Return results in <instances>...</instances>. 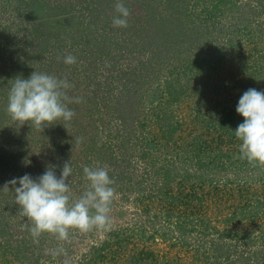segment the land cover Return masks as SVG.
I'll list each match as a JSON object with an SVG mask.
<instances>
[{"label":"rangeland","instance_id":"1","mask_svg":"<svg viewBox=\"0 0 264 264\" xmlns=\"http://www.w3.org/2000/svg\"><path fill=\"white\" fill-rule=\"evenodd\" d=\"M125 6L120 28L96 0H0V264H101L104 245L111 264L138 252L144 264H264V167L221 138L243 123L241 95L264 91V0ZM68 54L76 64L63 63ZM33 71L73 85L68 95L81 102L68 105L66 128L60 120L39 132L7 114L13 80ZM66 162L74 198L88 184L84 166H107L110 229L34 243L19 184L4 187L49 166L59 177ZM61 244L66 254L54 256Z\"/></svg>","mask_w":264,"mask_h":264},{"label":"clouds","instance_id":"2","mask_svg":"<svg viewBox=\"0 0 264 264\" xmlns=\"http://www.w3.org/2000/svg\"><path fill=\"white\" fill-rule=\"evenodd\" d=\"M113 17L114 27L126 28L130 10L123 0L115 3ZM59 59V57H58ZM63 63L73 65L76 57L68 54ZM73 87L66 78L33 71L29 78L17 77L13 80L8 92L6 112L14 122L29 126L41 132L44 128L63 120L65 128L72 120L75 112L68 107L70 103L81 102L80 98L68 95ZM236 112L243 117V123L234 131L235 137L241 141L239 151L241 157L249 162L264 167V91L249 88L245 91L236 106ZM82 142V138L77 143ZM55 166H49L45 172L33 179L29 174L14 178L7 185L19 184L14 188L16 203L21 214L30 222L22 227L29 231L34 243L39 237L48 233L57 241L70 240V233H88L93 229L109 230L111 220L110 205L116 190L112 185L107 166L83 167L84 179L88 182L86 190L74 198L68 184L72 168L66 162L59 177ZM64 253L62 244L53 251V255ZM66 254V253H64Z\"/></svg>","mask_w":264,"mask_h":264},{"label":"trees","instance_id":"3","mask_svg":"<svg viewBox=\"0 0 264 264\" xmlns=\"http://www.w3.org/2000/svg\"><path fill=\"white\" fill-rule=\"evenodd\" d=\"M128 1L129 0H123V3L126 5V3H128ZM116 2H117V0H96V7L101 12H103V13L105 12L106 13L107 12L106 10H108V8L110 6H112V8L115 10V3ZM197 97L199 98V95L198 94H197ZM230 124H231V119H224L222 121V125H224L226 127H228ZM215 129H216V131H220V132L222 131L218 127L215 128ZM226 129L227 128H224V130H226ZM222 137H229V139H231L233 141L239 142V140L235 137V134H230L229 132L222 133L221 138ZM247 161L245 163H249V161L248 162ZM171 211H172V209H171ZM105 246L106 245H104L102 247L96 248V262L99 261L101 264H104V263L105 264H111L112 263L113 256H112V259L108 257L109 255H111V251L109 249H104ZM0 248L2 249V251H4V253L7 252V248H5L4 245H2L1 243H0ZM136 251H139V250L131 249V252H133V253H135ZM135 255L133 254V256L131 257L132 258V261H133V262H131V264H144V262H143L144 252H138ZM5 264H11V263L10 262H6Z\"/></svg>","mask_w":264,"mask_h":264}]
</instances>
